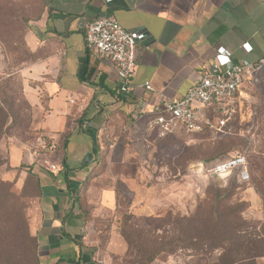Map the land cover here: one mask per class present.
Here are the masks:
<instances>
[{
    "label": "crops",
    "instance_id": "crops-1",
    "mask_svg": "<svg viewBox=\"0 0 264 264\" xmlns=\"http://www.w3.org/2000/svg\"><path fill=\"white\" fill-rule=\"evenodd\" d=\"M35 1L26 35L34 60L19 74L33 126L60 147L63 165L41 168L22 145L11 149L9 165L21 178L29 170L41 189L31 219L40 264H110L127 251L121 215L183 211L198 195L155 163L160 139L145 130L149 113L164 98L184 97L218 47L235 60L262 58L264 0ZM103 15L144 33L133 83L155 92L121 94L115 66L86 47V26Z\"/></svg>",
    "mask_w": 264,
    "mask_h": 264
},
{
    "label": "rangeland",
    "instance_id": "rangeland-1",
    "mask_svg": "<svg viewBox=\"0 0 264 264\" xmlns=\"http://www.w3.org/2000/svg\"><path fill=\"white\" fill-rule=\"evenodd\" d=\"M37 3L35 0H0V78L8 74L17 73L21 79V101L24 93L22 78L19 70L23 67V61L31 62V55L26 53L23 44L25 33L30 30L33 18L36 16ZM21 62V66L18 64ZM16 83V81H15ZM27 97V96H26ZM29 131L23 137L16 132L10 131L0 138V182L9 187L13 194V201H4L0 204V264L4 258H12L9 264H21L15 260V256L21 249V230H8L6 217L18 214L24 218L28 230L31 233V219L35 211L36 198L30 191L31 185L28 176L21 178V169H13L9 165V153L17 146H28L39 135L33 126L34 112L30 107ZM209 129H203L198 133H189L180 137H173L157 146L155 163L157 166H169L172 180L184 178L185 181L197 190L195 201L187 203L186 210L163 209L156 214L160 217L154 220L156 227L165 224L169 218H174L173 212H179L182 216L192 214L196 207L204 204V201L213 196L214 185L232 187L230 198L221 204L222 209L243 204V217L251 222H262L264 216V199L255 190L254 179H260L258 173L251 172L249 160L251 158L262 159L264 163V72L260 74L257 81L246 84L240 88L235 97L233 105L224 112H215L209 119ZM244 154L248 162L250 180L246 183H238L234 174L227 177H215L206 174L205 170L210 167L204 160L219 155L223 158L233 155ZM183 158L186 160L183 161ZM183 163H179L182 162ZM186 162V163H184ZM184 164L186 166L184 167ZM174 165H178L181 176H177ZM264 165V164H263ZM242 205L236 207L240 210ZM179 215V214H178ZM182 216L178 218H182ZM176 217V216H175ZM138 223V222H137ZM138 223L136 230L132 232L131 239L138 245L136 252H148L147 259L152 252L159 248L155 247L151 236H167L165 232L152 233L144 224ZM152 224V226H154ZM251 224V223H250ZM166 229V228H165ZM28 232V233H29ZM6 238L1 239V237ZM154 247V248H153ZM188 252L179 251L170 254L164 252L154 257L150 264H189L191 258ZM137 256L113 257L110 264H130L129 261L136 260ZM157 259V260H156ZM213 263V261H212ZM264 264V259L257 261Z\"/></svg>",
    "mask_w": 264,
    "mask_h": 264
},
{
    "label": "trees",
    "instance_id": "trees-1",
    "mask_svg": "<svg viewBox=\"0 0 264 264\" xmlns=\"http://www.w3.org/2000/svg\"><path fill=\"white\" fill-rule=\"evenodd\" d=\"M26 35L25 33L23 44L26 53L31 55L30 57H33L31 59L34 60L33 53L30 52L26 45ZM33 60L29 63L23 61V65L26 66L31 64ZM257 61L258 60H254L253 63ZM18 65L21 66V62ZM17 73H11L5 76V78H0V138L10 131L16 132L19 137H23L24 134L29 131L31 104L25 94H23L24 98H22L21 101V79ZM218 111L221 110L206 111L205 116L208 121L214 116L215 112ZM209 127L210 123L207 125L205 124L202 130L209 129ZM185 134L189 133L180 129L176 133L160 139L158 145L166 142L169 138H176ZM36 138L37 137H35L29 145L32 153L34 152L33 146ZM57 150L59 151L60 147L57 149L56 146L55 153L52 155L51 160L62 166L63 163L60 156L56 155ZM233 156L223 158L222 156L216 155L204 160V162L205 164L208 162L211 166L230 159ZM185 160L186 159L183 158V161ZM183 161L179 163H183ZM249 162L251 172L258 173L260 177L259 180L254 179L255 190L264 199V163H262V159L255 158H251ZM185 166L186 164H184V167ZM174 168L175 172H178L180 174L179 176H181L178 165H174ZM26 173L28 176L27 181L31 183L29 190L34 193L35 197H38L41 194L39 183L29 170H27ZM232 174L236 177L235 173ZM236 181L240 184L243 183L240 182L237 177ZM214 188L215 190L212 191L213 196L211 195V198L205 200L204 204L201 202L192 214H188L184 217L179 212H173L175 214L174 218H170L171 216H169L167 219L168 221L158 227L155 226L157 223L153 224L154 220L160 219L156 214L138 215L133 212H127L121 215L119 233L127 245V251L123 257H131L134 254L137 256V259L133 261L130 260V264H150L154 257H158L164 252L172 254L179 250L188 252L187 256L191 258L189 264H258V260L264 259V216L262 222L256 223L244 219L242 203H240V205H242L240 210L236 208L240 206L237 204L233 207L228 206V208L222 207V209H219V207L221 208V204L230 198L232 190L234 189H232V187L226 188V186L216 187V185H214ZM13 200V194L9 190V187L0 182V204L4 201ZM177 216H182V218H178ZM0 218H2L4 222V218L1 214ZM5 222L7 223L6 226L8 230H21V249L15 252L18 253L15 256V260L21 262V264H40L36 238L30 234L22 213L20 217V215L14 213L10 215L9 211ZM137 222L146 225L152 233L162 231L167 234V236H162V238L158 236H151L148 238L153 241L155 247L159 245V248L155 249V251L152 252V256L148 259L146 254L151 251L136 252L135 250L138 245L131 239L132 237L130 234L137 231ZM152 224L154 226H152ZM4 238H6V236L1 237V239ZM11 259L12 258H4L3 264L11 263L9 262Z\"/></svg>",
    "mask_w": 264,
    "mask_h": 264
},
{
    "label": "built area",
    "instance_id": "built-area-1",
    "mask_svg": "<svg viewBox=\"0 0 264 264\" xmlns=\"http://www.w3.org/2000/svg\"><path fill=\"white\" fill-rule=\"evenodd\" d=\"M111 0H104L105 3ZM144 39V33L127 30L111 16H100L90 22L84 33L86 47L102 60L113 64L119 81V91L128 95L136 90L143 94L155 92L148 84L133 83L134 70L137 64V45ZM245 54L252 51L248 43L241 46ZM264 72V56L253 63L247 60H235L232 53L218 47L211 64L203 68L198 77L180 99L164 98L156 111L149 113L146 132L162 139L183 129L187 133L200 132L209 124L206 111L221 110L224 112L235 102L240 88L257 81ZM143 114H138L137 119ZM34 156L37 166L52 173L59 172L61 167L51 157L56 144L48 137L38 135L34 143ZM206 174L215 177H227L235 173L240 182L250 180L248 162L244 154H238L221 163L211 165Z\"/></svg>",
    "mask_w": 264,
    "mask_h": 264
},
{
    "label": "water",
    "instance_id": "water-1",
    "mask_svg": "<svg viewBox=\"0 0 264 264\" xmlns=\"http://www.w3.org/2000/svg\"><path fill=\"white\" fill-rule=\"evenodd\" d=\"M144 45V43H142Z\"/></svg>",
    "mask_w": 264,
    "mask_h": 264
}]
</instances>
